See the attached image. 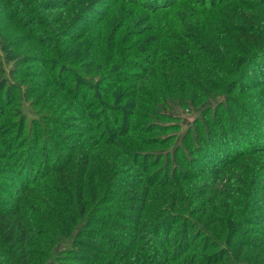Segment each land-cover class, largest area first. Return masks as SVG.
Here are the masks:
<instances>
[{"label":"trees","instance_id":"16d2710c","mask_svg":"<svg viewBox=\"0 0 264 264\" xmlns=\"http://www.w3.org/2000/svg\"><path fill=\"white\" fill-rule=\"evenodd\" d=\"M2 4L0 264H264V0Z\"/></svg>","mask_w":264,"mask_h":264},{"label":"rangeland","instance_id":"374dc122","mask_svg":"<svg viewBox=\"0 0 264 264\" xmlns=\"http://www.w3.org/2000/svg\"><path fill=\"white\" fill-rule=\"evenodd\" d=\"M2 3H3V0H0V7H3V4Z\"/></svg>","mask_w":264,"mask_h":264}]
</instances>
